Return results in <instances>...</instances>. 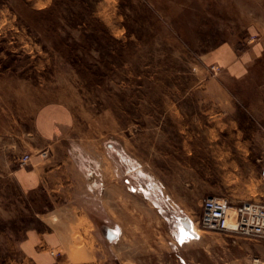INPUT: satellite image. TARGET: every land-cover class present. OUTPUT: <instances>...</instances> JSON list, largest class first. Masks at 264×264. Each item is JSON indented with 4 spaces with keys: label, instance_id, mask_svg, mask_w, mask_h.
I'll list each match as a JSON object with an SVG mask.
<instances>
[{
    "label": "rangeland",
    "instance_id": "rangeland-1",
    "mask_svg": "<svg viewBox=\"0 0 264 264\" xmlns=\"http://www.w3.org/2000/svg\"><path fill=\"white\" fill-rule=\"evenodd\" d=\"M50 102L88 198L118 190L114 251L84 264H264V239L198 222L205 196L264 203V0H0V264L81 262L78 227L12 175Z\"/></svg>",
    "mask_w": 264,
    "mask_h": 264
},
{
    "label": "crops",
    "instance_id": "crops-1",
    "mask_svg": "<svg viewBox=\"0 0 264 264\" xmlns=\"http://www.w3.org/2000/svg\"><path fill=\"white\" fill-rule=\"evenodd\" d=\"M238 63V59H232L230 68ZM73 129L74 119L69 106L61 102L39 106L31 116V128L25 131L21 143L22 154H29L28 162L20 165L17 159L12 175L23 192L40 191L47 195L51 206L46 214L66 215L68 223L78 227L83 246L70 257H76L84 264L87 259H99L106 247L114 251L119 197L115 187L103 202L88 198L89 193L78 180L83 177L77 167L79 147L71 137ZM57 236L58 230H54L52 242L51 237L44 238L47 241L44 249L60 245L63 240L58 238V242ZM27 241L30 245L36 244L35 239L28 238ZM46 252L42 249L35 255L39 264H51Z\"/></svg>",
    "mask_w": 264,
    "mask_h": 264
},
{
    "label": "built area",
    "instance_id": "built-area-1",
    "mask_svg": "<svg viewBox=\"0 0 264 264\" xmlns=\"http://www.w3.org/2000/svg\"><path fill=\"white\" fill-rule=\"evenodd\" d=\"M28 159L29 154L24 153L18 158V163L25 165ZM259 177L264 190V165ZM200 206L198 222L201 227L264 239V203L245 200L232 205L226 198L205 196Z\"/></svg>",
    "mask_w": 264,
    "mask_h": 264
},
{
    "label": "water",
    "instance_id": "water-1",
    "mask_svg": "<svg viewBox=\"0 0 264 264\" xmlns=\"http://www.w3.org/2000/svg\"><path fill=\"white\" fill-rule=\"evenodd\" d=\"M185 220H187L186 218H184L183 220H182V223H183V225H184V227H185V230L186 231H190V224L187 222V221H185Z\"/></svg>",
    "mask_w": 264,
    "mask_h": 264
},
{
    "label": "bare ground",
    "instance_id": "bare-ground-1",
    "mask_svg": "<svg viewBox=\"0 0 264 264\" xmlns=\"http://www.w3.org/2000/svg\"><path fill=\"white\" fill-rule=\"evenodd\" d=\"M263 166V165H262ZM261 166V167H262ZM234 205V204H233ZM185 221H187L189 224H190V221L187 219V220H185ZM193 224V223H192ZM190 228H191V234H194V235H192V236H195L196 234L194 233L195 231H194V229L192 228V225L190 224ZM195 230H197V229H195ZM194 231V232H193Z\"/></svg>",
    "mask_w": 264,
    "mask_h": 264
}]
</instances>
